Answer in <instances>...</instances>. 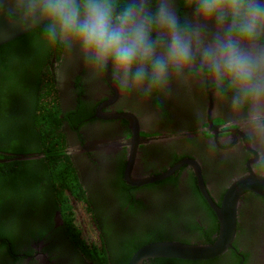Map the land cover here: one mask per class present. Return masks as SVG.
<instances>
[{
    "label": "flooded vegetation",
    "instance_id": "flooded-vegetation-1",
    "mask_svg": "<svg viewBox=\"0 0 264 264\" xmlns=\"http://www.w3.org/2000/svg\"><path fill=\"white\" fill-rule=\"evenodd\" d=\"M177 8L194 20L179 0ZM33 34L24 42L27 55L18 60L27 68L20 82L26 92L38 86L36 76L42 77L41 87L48 76L52 80L56 132L63 136L69 165L65 179L72 183L63 191L76 225L62 217L59 193L42 162L41 140L33 138L27 143L33 149L28 160L0 161L9 163L7 168L28 161L21 167L31 170V177H23L28 184L23 190L30 191L28 204L35 207L32 216L24 217L26 224L10 219L19 227L22 244L7 264H101L73 246L65 227H99L97 243L102 242L111 264L126 259L127 264L134 247L153 241L209 244L219 234L216 210L233 204L228 190L242 179L256 189L238 196L232 246L211 259L171 264H264V179L255 174L264 167V135L244 128L210 79L193 70L173 76L160 93L121 96L106 79L93 77L77 53L49 46ZM15 85L9 90L22 92ZM8 131L7 141L20 146L9 126ZM131 142L136 143L134 157ZM153 176L159 178L140 183Z\"/></svg>",
    "mask_w": 264,
    "mask_h": 264
},
{
    "label": "clouds",
    "instance_id": "clouds-1",
    "mask_svg": "<svg viewBox=\"0 0 264 264\" xmlns=\"http://www.w3.org/2000/svg\"><path fill=\"white\" fill-rule=\"evenodd\" d=\"M179 3L193 21L177 0H0V22L77 53L121 96L160 93L195 70L228 97L244 128L264 135V0Z\"/></svg>",
    "mask_w": 264,
    "mask_h": 264
},
{
    "label": "trees",
    "instance_id": "trees-1",
    "mask_svg": "<svg viewBox=\"0 0 264 264\" xmlns=\"http://www.w3.org/2000/svg\"><path fill=\"white\" fill-rule=\"evenodd\" d=\"M28 34H23L0 46V159H7L15 154L30 155L33 149L28 148L27 143L33 141V138L41 140L40 145L43 147L42 152L44 154L42 162L48 164V181L52 183V188L59 193L58 201L62 213H64L62 217L76 225L73 221L72 212L69 215L67 213L71 209L69 199L63 191L66 185L70 186L72 183L65 179L69 177V165L62 145L63 136L56 132L58 111L57 104L54 103L52 80L48 76L41 87L42 77L36 76L35 83L38 82V86H31L32 89L27 90V93L23 92L26 90L24 81L20 82L27 75V68L18 60L27 55V51L24 50V46H26L24 42L25 39L27 40ZM33 35L38 36L39 33ZM23 36L25 37L23 38ZM13 84H16L15 87L19 85L18 88H21L22 92L10 91L9 88ZM33 90L35 91L33 92ZM33 93L34 97H32ZM37 125L39 132H36ZM8 126L17 135L14 136V141L20 146L12 145L7 141V137H9ZM20 138L23 140L19 143ZM7 151L15 154L6 155ZM24 161L20 160V162ZM7 164L9 163L0 162V264L2 262L7 264L8 256L15 255L16 245L20 243V235L17 230L19 227H13L10 219L16 221L17 224H26L28 219L25 220L24 217L32 216L35 212V207L28 204L31 201V198L28 200L30 191L27 193L23 190L24 187L28 186L27 182H23V177H31V170L21 168L25 165L23 163L17 168H7ZM17 178L22 183L17 181ZM10 193L14 194L15 197H12ZM33 209L34 211L30 212ZM37 231L42 233L40 228ZM65 231L73 246L82 250L84 254L91 257L97 256L101 264L104 263L105 258V263L111 264L110 262L107 263L108 256L102 253L104 250L102 242L101 245L97 243L100 240L99 227H65ZM141 245L134 247L133 251ZM172 261L185 262L183 259L157 257L149 259L145 264H171Z\"/></svg>",
    "mask_w": 264,
    "mask_h": 264
},
{
    "label": "water",
    "instance_id": "water-1",
    "mask_svg": "<svg viewBox=\"0 0 264 264\" xmlns=\"http://www.w3.org/2000/svg\"><path fill=\"white\" fill-rule=\"evenodd\" d=\"M6 28V24L0 22V29H5L8 32L6 36L0 37V46L27 33L25 31ZM131 144V156L134 157L136 143L131 142ZM29 157L30 155L19 154L0 161L25 160ZM171 170L172 169H170V171ZM154 178L159 177L153 176L150 178H143L140 183L151 181ZM250 182L249 180L242 179L229 188L228 195L231 196L233 204L231 203L229 206L225 205L223 208L216 210L220 221V229L217 238L213 242L209 244H189L174 240L149 242L138 247L131 255L127 264H145L149 259L157 257L189 260L211 259L224 253L232 246L235 235V215L238 196L244 189H256V184L249 185Z\"/></svg>",
    "mask_w": 264,
    "mask_h": 264
},
{
    "label": "rangeland",
    "instance_id": "rangeland-1",
    "mask_svg": "<svg viewBox=\"0 0 264 264\" xmlns=\"http://www.w3.org/2000/svg\"><path fill=\"white\" fill-rule=\"evenodd\" d=\"M64 264V263H63Z\"/></svg>",
    "mask_w": 264,
    "mask_h": 264
}]
</instances>
